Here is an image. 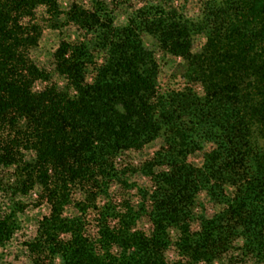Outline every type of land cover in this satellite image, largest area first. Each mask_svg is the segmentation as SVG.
<instances>
[{
  "label": "trees",
  "instance_id": "trees-1",
  "mask_svg": "<svg viewBox=\"0 0 264 264\" xmlns=\"http://www.w3.org/2000/svg\"><path fill=\"white\" fill-rule=\"evenodd\" d=\"M61 1L0 0V250L43 206L32 264H214L238 240L242 262L264 264V0H204L197 18L147 3L123 24L109 0H71L66 20L85 37L63 40L50 69L32 55L36 11L56 17ZM160 54L204 92L161 89Z\"/></svg>",
  "mask_w": 264,
  "mask_h": 264
},
{
  "label": "rangeland",
  "instance_id": "rangeland-1",
  "mask_svg": "<svg viewBox=\"0 0 264 264\" xmlns=\"http://www.w3.org/2000/svg\"><path fill=\"white\" fill-rule=\"evenodd\" d=\"M114 6L119 8L120 15L117 18L118 24H123L127 21L132 11V7H140L144 4L151 3H167V5H173L175 0H109ZM171 3H170V2ZM204 0H189L184 2L182 0H176L175 6L182 10L186 15L192 18H197L200 14V7ZM71 0H62L60 5V15L52 17L47 12L46 7H40L37 9L36 13L40 20V24L44 29V39L42 40L40 47L32 52V55L36 62H38L43 67L52 68L53 61V52L59 46L63 40L78 41L80 37H85L74 24H68L66 20V12L69 8ZM84 5H91L93 0H81ZM169 2V3H168ZM131 10V11H130ZM147 45L151 48H157L155 40L151 38L146 39ZM206 36L200 35L193 47V53L200 51L203 46L206 44ZM160 60L162 65V73L160 79V87L163 90L167 89H183L185 87H190L196 89L197 93L201 94L204 92L202 85L197 84L195 81H187L186 78L187 72L185 69L178 68L177 58H174L173 55H162L160 54ZM179 62L182 59L178 60ZM58 76V75H57ZM184 77V78H183ZM194 80V79H191ZM59 83L63 82V78H57ZM195 91V90H194ZM163 141L161 139L148 144L143 150L130 152V157L132 158L129 161H133L135 164H142L148 158L152 157L161 147ZM210 145L206 147L208 150ZM204 153L199 151L191 156L190 162L196 166H202ZM134 182H137L139 186H150L149 181L145 177H140L139 175L132 179ZM117 190L116 187L113 188V191ZM115 192V191H114ZM133 198H137V193H131ZM199 202L203 204V207H207V214L212 215L214 212H217L218 207L214 204L209 203L208 196L205 193L199 195ZM195 211L201 213L202 208L197 207ZM49 212L46 207H31L27 208L25 213L22 215L21 227L20 230L16 233L15 238L6 249L0 250V264H32L31 259L29 258L30 252L26 249L27 242L32 241L36 236L37 228L39 226V221L42 216L46 215ZM140 228L149 229V224L143 220L140 222ZM193 229H196V225H193ZM242 241L238 240L234 244V249L225 254L222 258L217 260L215 259L214 264H245L242 262V256L240 248ZM168 258L175 261L178 259V255L172 251L169 252ZM199 264H207L206 261H202Z\"/></svg>",
  "mask_w": 264,
  "mask_h": 264
}]
</instances>
